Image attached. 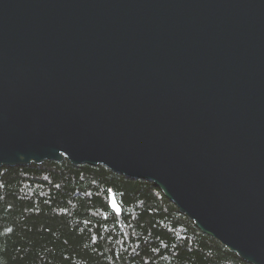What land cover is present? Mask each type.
<instances>
[{
	"label": "water",
	"instance_id": "1",
	"mask_svg": "<svg viewBox=\"0 0 264 264\" xmlns=\"http://www.w3.org/2000/svg\"><path fill=\"white\" fill-rule=\"evenodd\" d=\"M65 159L264 264V0H0V168Z\"/></svg>",
	"mask_w": 264,
	"mask_h": 264
},
{
	"label": "trees",
	"instance_id": "2",
	"mask_svg": "<svg viewBox=\"0 0 264 264\" xmlns=\"http://www.w3.org/2000/svg\"><path fill=\"white\" fill-rule=\"evenodd\" d=\"M0 264L247 263L153 184L65 159L0 168Z\"/></svg>",
	"mask_w": 264,
	"mask_h": 264
}]
</instances>
